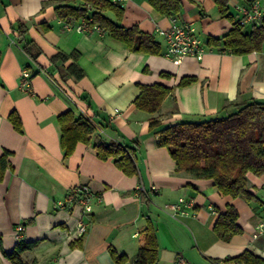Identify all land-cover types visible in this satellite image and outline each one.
Masks as SVG:
<instances>
[{"label": "crops", "instance_id": "obj_1", "mask_svg": "<svg viewBox=\"0 0 264 264\" xmlns=\"http://www.w3.org/2000/svg\"><path fill=\"white\" fill-rule=\"evenodd\" d=\"M244 1L252 0L229 3L237 18L235 7ZM259 1L264 12V0ZM60 5L82 2L0 0V159L9 153L0 180V264H12L6 255L20 242L32 244L22 255L28 264H136L150 225L158 243L157 264H174L178 256L187 264H232L225 260L246 251L264 259V235L253 237L264 224V175H248L252 200L224 196L213 180L177 172L169 150L158 145L150 128L156 117L162 124L197 121L231 112L236 104L264 101V52L235 56L208 46L210 38L220 39L233 28L215 0H181L177 18L162 15L149 0H126L119 21L105 13L125 28L138 27L152 36L159 54L131 51L104 33L67 30L65 22L77 26L81 19H60L55 10ZM174 19L194 27L207 49L202 61L186 58L177 64L165 57V32ZM26 42H33V54L40 51L35 58L24 50ZM75 52L78 58L65 66L76 62L83 78L63 80L58 72L50 73L53 57ZM185 77L196 81L180 87ZM155 84L172 89L160 111L137 109L141 87ZM69 110L99 124L102 134L90 144L78 143L66 156L58 118ZM13 112L22 132L10 120ZM114 141L134 148L136 175L98 157L96 143ZM82 186L95 199L85 218L87 232L76 236L81 214L73 190ZM181 198L192 207L187 215L174 216L169 206ZM229 206L238 211L242 233L224 242L214 227ZM20 225L24 229L18 233ZM113 251L125 260L117 262Z\"/></svg>", "mask_w": 264, "mask_h": 264}, {"label": "trees", "instance_id": "obj_2", "mask_svg": "<svg viewBox=\"0 0 264 264\" xmlns=\"http://www.w3.org/2000/svg\"><path fill=\"white\" fill-rule=\"evenodd\" d=\"M81 6L60 5L56 13L60 19L70 17L85 19L92 17L93 23L100 26L104 34L124 43L131 51L146 54H159L160 45L155 39L140 31L138 27L125 28L118 22L108 18L105 13L112 12L117 20H121L124 9L108 0H80ZM151 5L162 15L177 18L181 12V0H149ZM231 0H215L220 15L233 23V28L220 39L210 38L208 46L222 47L235 56H242L254 52H264V15L258 25L242 26L237 15L230 7ZM250 1H244L248 3ZM24 34L22 31L21 35ZM33 42H26L24 50L34 58L40 53L33 54ZM78 58L75 52L71 55L63 53L52 58L51 74L58 72L63 80L73 78L79 80L84 77V71L76 62L70 66L65 63ZM196 81L194 77L183 78L179 86L184 87ZM137 97L136 108L150 114L160 111L164 100L171 94L172 89L161 84L144 85ZM227 109V108H224ZM10 120L15 128L22 132V121L13 112ZM61 126V146L66 156H70L78 143L90 144L99 124L86 116L76 118L69 110L58 118ZM150 128L158 135V145L169 150L176 162L177 172L186 173L193 178L213 180L217 190L224 196L241 197L247 201L254 197L248 191V175H264V101L252 100L236 104L231 112L224 110L218 116L205 117L197 121H181L162 124L159 117L150 121ZM97 155L102 160L113 159L115 165L126 175L134 176L138 169L134 158V148L111 142L109 144L96 143ZM6 152L0 159V180L7 167ZM238 211L229 206L227 211L219 216L214 227L217 236L224 242H229L235 235L241 234L242 229L237 224ZM32 244L20 242L12 254L6 255L12 264H28L22 259L23 253ZM112 255L117 262H123L124 257ZM225 262L239 264H264V259L250 251L242 255L227 259ZM158 243L153 226H148L144 245L141 248L136 264H157Z\"/></svg>", "mask_w": 264, "mask_h": 264}, {"label": "built area", "instance_id": "obj_3", "mask_svg": "<svg viewBox=\"0 0 264 264\" xmlns=\"http://www.w3.org/2000/svg\"><path fill=\"white\" fill-rule=\"evenodd\" d=\"M103 1V0H100ZM120 6H124L126 0H108ZM238 18L242 26H252L260 24L264 12L259 0H252L250 3L238 4L236 7ZM65 29L75 30L79 33L104 32L100 26L93 23L92 17L81 19L77 26H73L71 22H65ZM168 40V48L165 57L174 60L177 64H182L186 58H194L202 61L207 53L206 46L196 37L195 29L189 24H177L174 19L172 28L165 32ZM24 77L29 78L30 74L24 73ZM101 135L102 132L97 133ZM74 196L77 199V207L80 209L81 217L77 223L75 230L76 236H83L88 229V224L85 221L86 215L92 211V204L95 199L94 193L88 186L74 188ZM62 206L64 202L60 203ZM192 207V203L184 200L183 198L175 204L169 206L174 216H185L188 210ZM23 226H18V233L23 230ZM264 235V224L257 227V232L254 234V239ZM174 264H187L183 256H178ZM232 264H239L233 262Z\"/></svg>", "mask_w": 264, "mask_h": 264}]
</instances>
